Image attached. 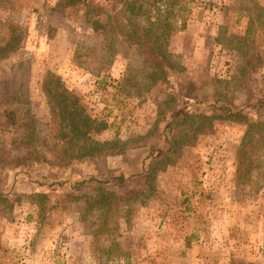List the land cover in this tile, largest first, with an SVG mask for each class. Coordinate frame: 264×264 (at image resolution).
<instances>
[{
	"label": "rangeland",
	"instance_id": "1",
	"mask_svg": "<svg viewBox=\"0 0 264 264\" xmlns=\"http://www.w3.org/2000/svg\"><path fill=\"white\" fill-rule=\"evenodd\" d=\"M57 1L0 0V46L13 27L20 47L0 59V103L14 89L27 91L29 100L22 119L7 128L25 130L32 113L39 132L37 142L21 141L11 157L0 153V264H264V180L241 183L235 172L241 124L217 121L178 148L144 200L107 215L87 212L84 202L97 181L109 178L107 188L118 194L144 188L142 171L168 147L162 132L172 114L158 110L168 96L179 111L210 114L211 106L232 103L249 121L264 119V107L253 108L264 101V3L179 0L190 12L184 28L178 12L170 19L167 52L177 70L137 93L146 84L143 56L116 29L121 6L88 0L58 9ZM47 71L93 119L113 123L94 138L118 142L114 147L93 158L64 155L56 141L63 121L41 90ZM35 150L46 163L28 157ZM120 174L125 181L111 180Z\"/></svg>",
	"mask_w": 264,
	"mask_h": 264
},
{
	"label": "trees",
	"instance_id": "2",
	"mask_svg": "<svg viewBox=\"0 0 264 264\" xmlns=\"http://www.w3.org/2000/svg\"><path fill=\"white\" fill-rule=\"evenodd\" d=\"M88 0H58L56 8L66 9L69 7L80 6ZM118 3L121 10L116 15H121L122 26L116 27L122 33L125 41L135 44L141 49L143 56V68L146 74L144 86H136L137 93L150 89L158 81L167 77L168 72L177 70L167 52V42L170 33L174 30L170 19L182 15L180 19L181 28L185 27L189 8L179 7V0H109ZM192 1H186L190 4ZM180 17V16H179ZM111 18V17H109ZM119 21V23H120ZM93 30H98V21L90 24ZM116 37V36H115ZM115 37H110V44L114 46ZM19 41L15 28L11 27L6 43L0 46V59H4L9 54H13L20 49ZM252 68V67H251ZM106 85L105 79L99 82ZM44 96L51 102V106L57 112V119L63 121V129L56 136V141L62 152L69 160L98 157L105 151L107 146L114 147L118 142H99L94 136L101 134L110 128L113 123L93 119L86 113V107L81 103L78 96L67 90L61 79L54 73L47 71L41 85ZM8 97V101L0 103V140L8 138L7 143L0 144V153L11 157V151L16 149L19 144L28 145L38 141V128L36 117L31 113L26 120V129L11 133L7 128L10 126L6 122L14 123L20 121V109L24 103L29 104L28 92L14 89ZM27 98V99H26ZM167 107L172 114L163 128L164 141L167 148L162 152V157L145 167L141 173L144 179V188L140 192H130L118 194L107 188L109 180L97 181L98 187L93 196L84 199L86 207L92 210L101 211L107 215L110 211L116 210L117 206L127 201L145 199L154 191V181L158 168L167 166L171 155L183 145L195 142L198 135L204 130L211 129L215 122L225 121L241 124L245 127L239 148L236 152V178L243 183L253 179L264 180V168L259 164L258 159L262 156L260 151L264 150V119L249 121L244 109H237L234 104L226 103L220 107L211 106L212 112L209 113H189L179 111L174 97L168 96L161 104H158L159 115L164 113L162 108ZM264 107V101L259 102L254 109ZM165 114V113H164ZM164 116V115H163ZM54 117V118H56ZM7 132V134H5ZM11 133V134H10ZM10 134V136H8ZM20 136L21 139L16 138ZM12 137V138H11ZM5 145V147H4ZM152 151V150H151ZM164 153V154H163ZM28 157H32L36 162H47L40 150L27 152ZM3 156H0V158ZM18 164L22 163L23 157L15 155L12 157ZM264 167V166H263ZM92 179V178H89ZM111 180L125 181L123 174L111 178ZM40 194H35L34 196ZM0 199H4V194L0 193Z\"/></svg>",
	"mask_w": 264,
	"mask_h": 264
},
{
	"label": "crops",
	"instance_id": "3",
	"mask_svg": "<svg viewBox=\"0 0 264 264\" xmlns=\"http://www.w3.org/2000/svg\"><path fill=\"white\" fill-rule=\"evenodd\" d=\"M260 4L264 3V0H257Z\"/></svg>",
	"mask_w": 264,
	"mask_h": 264
}]
</instances>
